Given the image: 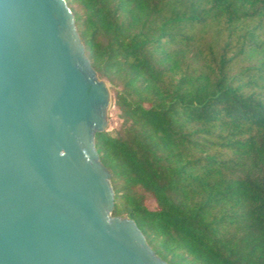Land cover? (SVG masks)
Masks as SVG:
<instances>
[{
	"label": "trees",
	"instance_id": "obj_1",
	"mask_svg": "<svg viewBox=\"0 0 264 264\" xmlns=\"http://www.w3.org/2000/svg\"><path fill=\"white\" fill-rule=\"evenodd\" d=\"M64 2L120 121L111 215L167 264H264V0Z\"/></svg>",
	"mask_w": 264,
	"mask_h": 264
},
{
	"label": "water",
	"instance_id": "obj_2",
	"mask_svg": "<svg viewBox=\"0 0 264 264\" xmlns=\"http://www.w3.org/2000/svg\"><path fill=\"white\" fill-rule=\"evenodd\" d=\"M109 105L64 0H0V264H167L111 215Z\"/></svg>",
	"mask_w": 264,
	"mask_h": 264
},
{
	"label": "rangeland",
	"instance_id": "obj_3",
	"mask_svg": "<svg viewBox=\"0 0 264 264\" xmlns=\"http://www.w3.org/2000/svg\"><path fill=\"white\" fill-rule=\"evenodd\" d=\"M107 86L109 89L108 83H107ZM109 93H110V105H109V108L107 109V115H106V122H107L106 130H108V131L117 129L119 127V124H120V121L117 117V111L112 106V93H111L110 89H109ZM147 204L149 206H152L153 205L152 200L148 199ZM120 218H124V217H120Z\"/></svg>",
	"mask_w": 264,
	"mask_h": 264
}]
</instances>
